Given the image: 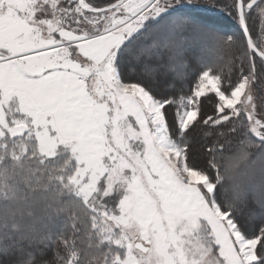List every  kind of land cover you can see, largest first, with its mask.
<instances>
[{"label":"snow or ice","instance_id":"6c2138e0","mask_svg":"<svg viewBox=\"0 0 264 264\" xmlns=\"http://www.w3.org/2000/svg\"><path fill=\"white\" fill-rule=\"evenodd\" d=\"M258 89L264 0H0V264H264Z\"/></svg>","mask_w":264,"mask_h":264},{"label":"trees","instance_id":"16d2710c","mask_svg":"<svg viewBox=\"0 0 264 264\" xmlns=\"http://www.w3.org/2000/svg\"><path fill=\"white\" fill-rule=\"evenodd\" d=\"M210 15V14H207ZM219 14L214 13L212 16H217ZM222 21L229 27H233V25L230 22V19H226L224 17H221ZM250 25L252 26V29H254L255 25H252V22L250 21ZM254 36V33H253ZM212 53L205 54L206 60L213 59ZM225 59H227V54L225 55ZM125 78L131 82L136 81H142L145 83H148L149 81L147 78L141 73L140 68L138 65L135 66L134 72L126 71ZM234 79V77H233ZM153 84V87L156 89L157 94L163 93V84L158 78L155 81L151 82ZM185 93L188 91V85H185L184 88ZM167 94V93H164ZM173 111L174 109L169 108L167 109L168 112V120L169 123L172 124L174 117H173ZM203 111L205 114H211L213 111V104L211 99L204 100L203 101ZM189 136L192 138V148H196L199 146L202 148L203 153L205 154V159H201L200 157H197L194 154H190V162L197 165L198 167H204L207 163V160L209 158V153L205 152V147L207 145H210L216 137H210L207 140L202 138V136L198 132V127L192 129V131L189 132ZM234 150V149H233ZM228 152H225V155H228ZM194 156V157H193ZM220 163H223L221 160ZM253 194V193H252ZM254 196V194L252 195ZM251 195H245L244 198L241 197L239 201L236 202V216L237 219L243 228L244 232L251 236L253 233H257L259 228L264 225V211L261 210L260 206L255 202ZM229 198L231 199V193H229ZM249 214H256L253 217H249ZM249 219V222L246 219Z\"/></svg>","mask_w":264,"mask_h":264},{"label":"rangeland","instance_id":"374dc122","mask_svg":"<svg viewBox=\"0 0 264 264\" xmlns=\"http://www.w3.org/2000/svg\"><path fill=\"white\" fill-rule=\"evenodd\" d=\"M208 2H209V3H212L213 0H208ZM216 2H217V3H225L226 0H216ZM214 13H215V12H209V13H207V14L213 15ZM217 14H218V13H217ZM252 31H253V33H254V37H255V36L257 35V28H256V26H254V29H252ZM261 95H264V91L258 89V90H257V100H256L257 105L260 104V99H259V97H260ZM190 154H194V155H196L197 157H200L201 159H205V154L203 153L202 148H200L199 146H197V147L194 148V149L192 148ZM193 157H194V156H193ZM245 195H251V196H252L253 194H252L251 191H247L243 196H245ZM243 196H242V198H244ZM252 197H253V199H254V196H252ZM254 200H255V199H254ZM254 215H256V214H249V217H253ZM246 220L249 222V219H248V218H247Z\"/></svg>","mask_w":264,"mask_h":264}]
</instances>
